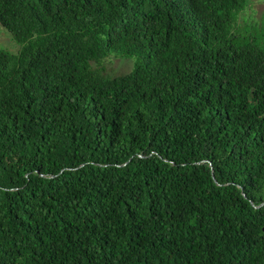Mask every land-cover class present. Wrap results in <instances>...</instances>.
<instances>
[{
	"label": "trees",
	"instance_id": "obj_1",
	"mask_svg": "<svg viewBox=\"0 0 264 264\" xmlns=\"http://www.w3.org/2000/svg\"><path fill=\"white\" fill-rule=\"evenodd\" d=\"M248 0H0V264H264V44ZM135 57L107 76L92 62Z\"/></svg>",
	"mask_w": 264,
	"mask_h": 264
},
{
	"label": "rangeland",
	"instance_id": "obj_2",
	"mask_svg": "<svg viewBox=\"0 0 264 264\" xmlns=\"http://www.w3.org/2000/svg\"><path fill=\"white\" fill-rule=\"evenodd\" d=\"M240 41L253 39L264 44V0H248L245 9L239 12L234 23ZM0 48L16 54L21 44L16 40L8 28L0 24ZM135 57L127 58L111 54L100 63L92 62L95 68L101 69L107 76H116L131 71L134 67Z\"/></svg>",
	"mask_w": 264,
	"mask_h": 264
}]
</instances>
